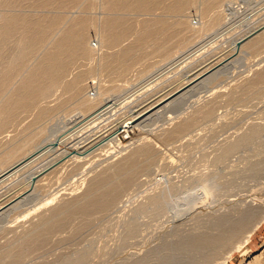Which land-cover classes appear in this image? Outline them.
I'll return each mask as SVG.
<instances>
[{"label": "rangeland", "instance_id": "1", "mask_svg": "<svg viewBox=\"0 0 264 264\" xmlns=\"http://www.w3.org/2000/svg\"><path fill=\"white\" fill-rule=\"evenodd\" d=\"M174 1L166 0L152 14L163 16L172 25L185 20L199 27L215 15L223 18L230 13L225 24L223 19L222 26L219 25L203 38H197L191 31L183 32L185 38L181 41L183 46H180L184 48L189 43L191 48L205 47L195 60L189 61V66L185 65L178 72L175 70V74H165L160 82L148 86L157 71L168 64L170 66L175 59L164 63V57H142L140 48L134 46L135 55L123 61L121 59V65L116 64L120 58L118 53L130 48L132 40L112 49L105 46L99 48L96 38L99 27H96L88 34V42L96 50L94 55L77 58L71 63L65 81L69 83L84 78L83 100L88 96L94 98L100 88L117 96L112 97L113 101L123 102L126 99L124 106H117L112 113L96 122L84 121L101 104L98 105L97 101L81 111L78 108L82 100H69L67 90L58 86L41 103L38 102L33 112H19L10 125L1 129L0 158L12 141L22 144L24 140L44 131L34 140L31 148L14 161L15 164L31 157L37 148H48L67 132L74 133L69 142L59 145V150L44 152L22 172L0 184V203L3 201V207L0 204L1 214L11 206L7 208L9 212L6 210L9 215L3 218L4 221L0 220V264H256V261H264V133L248 144L243 143L229 157L224 158L222 150L227 141H234L250 126L264 125V85H247L258 72L264 70V51L249 58L243 55L232 57L227 52L232 42L264 27V0H223L221 5L225 6L215 9L217 14L210 17L205 16L207 9L204 0H196L189 9L177 14L165 9ZM228 4L233 7H226ZM225 8L233 12H226ZM78 10H72L71 23L83 18L98 22L102 20L100 17H104L101 10ZM28 13L29 19L36 20L54 16L53 11L48 12V9L39 12L28 9ZM150 18L137 17L134 13L128 17L133 24V32L137 31V21ZM222 32L223 37L220 36ZM217 55H223L226 63H222L225 66L229 64L227 67L230 68L222 81L215 83L217 88L215 84L213 90L212 86L206 85L207 89L205 85L202 86L203 91L199 95L186 96L190 98L184 99L185 104L179 111L173 109L177 113H167L142 130L134 128L132 132L120 133L116 142L99 146L97 150L95 148L83 159L72 160L64 156L65 153L75 152V144L88 138L90 141L91 137L101 135L106 127L108 129L114 126L113 123L123 122L128 110L153 94L175 86L183 79H180V75L184 77L182 74H189L191 68L196 71L194 67L199 69L211 63ZM34 63L30 62V66ZM129 64L132 66L127 71L125 66ZM222 65L220 69L224 67ZM219 68H214L212 72ZM214 100L217 105L212 118L201 116L188 134L174 142L163 143L159 139L163 130L173 129L192 112ZM170 115L178 118L170 121L167 118ZM94 134L96 137H93ZM147 140L154 142L158 156L152 160L148 170L139 173L120 192L110 207L90 212L76 210L68 214L69 218L62 215L60 219L67 218L65 226L48 234L46 243L38 241L33 248L24 246L23 239L34 236L31 232L35 224L31 225L32 222L54 218L57 207L84 206L80 198L86 192L89 181L137 150ZM99 141L97 139L95 142ZM95 144L93 142L89 148ZM57 158L59 160L53 166H47ZM7 168H1L0 172ZM45 168L35 187H28L26 179ZM209 174H216L215 183L206 181ZM13 200L21 203L20 208ZM223 241H227V244L222 246ZM21 247L29 250L17 262L18 253H22ZM83 254H86L84 259L81 257Z\"/></svg>", "mask_w": 264, "mask_h": 264}, {"label": "bare ground", "instance_id": "2", "mask_svg": "<svg viewBox=\"0 0 264 264\" xmlns=\"http://www.w3.org/2000/svg\"><path fill=\"white\" fill-rule=\"evenodd\" d=\"M165 1L166 0H0V47L2 48L0 50V131L5 126L10 125L13 119L17 118L19 112L27 111L28 113L29 111L35 109L38 105V102L41 103L50 93V91L58 86H62L67 90L71 96H69V100H76L78 98L82 100L79 102L80 106L78 108L81 109V111L90 108L96 104L97 101L99 102L98 105L101 104V106L89 114V116L86 115L87 119L84 121L92 122L104 118L117 106H124L126 99H124L123 102H119L116 99H114L116 101H113L112 97L115 96L110 95L111 92L106 90L104 91L103 89L101 90L100 88L98 89L96 96L94 95V98L88 96L83 100L81 96L84 78L80 77L72 80V82L69 83L65 81L67 73H69L68 70L69 67H71V63L77 60V58L92 57L94 55L96 50L94 45H92L90 41L88 42V34L95 30L96 27H99L98 34L97 36L95 35L96 38L98 37L97 43L99 42V48L105 46L108 49H112L113 47H119L125 41L132 40L131 46H129L130 48H124L125 50L120 49L121 51L117 55L120 58L116 64L121 65L119 63L121 59L123 61L125 58H128V56L132 57L135 55L133 53L134 46H138V48H140L139 50L142 51V57H164V63L172 58L175 59L172 63L170 62V66L169 64L166 65L167 67L169 66L168 68L166 67L157 71L155 77H153L149 83L147 81L148 86L152 87V84L154 86L155 82H160L165 74H170V72L174 73L175 70L178 72L177 70L181 71L180 69L184 68L185 65L189 66V61L193 59L195 60L200 51L204 50L203 48L205 47L198 49V47L195 46L191 48L189 47V43V45L187 44L186 47L183 48V45L181 44V41L185 38L183 37V32L191 31L197 38H203L205 34L215 30L219 25H221L223 19L224 24L229 20L228 15H230V13H228V15L223 18H221V15H215L217 14L215 9L225 6L224 4L221 5L223 0H204V6L207 9L205 16L210 17L215 15L209 18L211 20L209 22L207 21L208 23H203V25H200L199 27H194L192 22H186L185 20L184 22L179 20L176 21L174 25H172L171 22L165 19L163 16H155L152 14L155 10L164 5ZM195 1L196 0H175L172 4L167 5L165 9L176 14L183 13L187 10V8L189 9L191 6H193ZM229 6L232 5H226V7ZM28 9H30V11L33 10L34 12H39L40 10L45 11L48 9V12L49 10L53 11L54 16L49 18L40 17L41 19L37 18L38 20L29 19L28 15L26 14V12L28 13ZM73 9L85 11L101 10L103 11L104 17H100L102 20L100 19L98 22L94 20L93 22H89V20H83V18L82 20H79L75 23H71L72 19L70 17L72 15ZM224 11L233 12L232 10H229V8L228 10L225 8ZM132 13L136 14L137 17L149 16L152 18L137 21V31L133 32V24L128 19L129 15ZM95 24H97V26ZM220 36H224L223 32L220 34ZM180 44L182 46H180ZM181 47L182 49H180ZM187 48L191 49L188 50ZM186 49L187 53H185ZM228 49L227 52L231 54L230 56L232 57H241L243 55L249 58L260 55L264 51V27L258 28L246 38L232 42ZM226 55L224 57H226ZM234 60L235 61L233 63L236 62V59ZM224 61L225 59L222 55V57L218 56L215 59L213 58L211 63L208 62L209 64H204L201 66V68L198 67L199 69L194 67V70L196 71H193V69L190 67L192 70L189 72L190 75L188 73H180L185 76L183 77L179 74L180 79H183L177 84L174 83L176 84L175 86H170L171 88H167L165 90L163 89L156 95L153 94L154 96L149 97L138 106H135L134 108L131 107L132 109L128 110L125 114L126 118L123 117L125 118L123 122L116 124L113 123L114 126L108 129L106 127V130L101 131L103 132L101 135L98 134L99 136L96 137V134H94L95 136L93 137L96 138L91 137L90 141H88V138L75 144V152L73 154L65 153L64 156H69L72 158V160L83 159L92 153V151H95V148L97 150L99 146L102 147L103 145L116 142L120 133L128 132L130 130L132 132V129L134 128L142 130L149 123L156 122L159 117H162L167 113H177V111H179L178 109L183 106V104H185L184 102L188 98H186V96H196V94L203 91L201 88L204 85H207L208 87L212 86L211 89H214L213 85L218 81H222L221 79L224 78L226 74H228L226 72H228V69H230L227 67L229 65L228 63L227 66H225L226 64H223L226 63ZM30 62L35 63L30 66ZM191 65L193 64L191 63ZM221 65L224 66L222 69L219 68ZM131 66L132 65L130 64L126 65V70L128 71L130 69L129 67ZM214 68L219 69L212 72ZM204 76L206 78H204ZM216 85L217 84L214 86ZM247 85H251L253 87L264 85V70L258 72L250 81L247 82ZM207 86L205 89H207ZM98 87L99 86L96 88ZM219 96L220 94L217 95L218 98ZM216 105L217 101L214 100L195 110L188 117L184 118L180 123L175 125L173 129L163 130L159 134L160 136L158 135L159 139L163 143H169L184 137L185 134H188V132H190L192 128L196 126L195 124L198 118L201 116L212 118L215 114ZM173 109H176L177 111H173ZM38 114L40 116V113ZM39 116L37 117L39 118ZM167 118H169L170 121H174V119L178 117H172L170 115ZM79 120L81 119H78V121ZM72 132H67L64 137L61 139L58 138L56 141L51 143L48 148H46L47 150L43 148H37L31 157L21 160L16 164L14 161H17L20 156L22 157L24 152L32 145L34 140L38 136L40 137L44 131H41L38 136H34L32 138H28L27 136L28 139L25 138L26 140H24L22 144L15 142V140L14 142L12 141L13 143H10L9 147L5 151V154L1 155L2 157L0 158V170L1 168H7L8 165H11V167H8L5 171L0 172V184L22 172L35 160L40 158L44 152H55L59 150V145L69 142V140L72 139ZM263 133L264 125L250 126L248 130L245 131V133L242 135H237V138H235L234 141L226 142L222 149L223 157L225 158L233 155L234 152L240 149V146L243 143L248 144ZM156 137L157 135L155 138ZM95 139H100V141L96 143ZM93 142L94 144L96 143L95 146L89 148V145H92ZM153 144L154 142L152 143L147 140L137 150L123 158L120 162L108 167V169L105 170L103 174L97 175L91 181H89L86 192L80 198L81 204H85L84 206L57 207L54 209V218L50 220L41 218L37 222H32L31 225L35 224L34 229L31 232L32 235L34 234V236L23 239L24 246L26 245L33 248L38 243V241H47L48 234H50L55 229L64 227L67 218L70 216H68V214H72L73 211L79 210L83 212H90L101 209L105 210L107 207H110V205L116 201L120 192L123 191V189L128 184H130L133 179L139 175V173H141L143 170H148V167H151L150 165L152 160H154V158H156L159 153V151L157 152L156 150L155 144ZM58 160L59 158L50 162L47 166H53V164ZM46 169L47 168L42 169L41 171L39 170L37 174L30 175L26 179L28 187L34 188L39 176L42 175ZM216 177V174H209L206 178V181L209 183H215L217 180ZM17 198L18 197H16V199ZM152 200L155 201L153 198ZM14 202L15 204H18V208H20L19 205L21 203L19 204V202ZM3 204L5 205V203ZM7 208H5V212H2V214L0 212V220L6 218L9 215V208ZM6 210H8V212ZM58 212L60 213L56 215ZM62 215L68 217L64 220L60 219V216ZM230 236L233 237L234 235L231 234ZM226 242L227 241L221 242V244L223 243L222 246ZM212 243L211 248H213ZM28 250L29 249L27 248L21 247L20 251L22 253H18V261H16L19 262L23 257V253L27 252ZM85 255L86 254H83L81 256L82 259H84ZM72 264H76V262H73ZM256 264H264V261H256Z\"/></svg>", "mask_w": 264, "mask_h": 264}]
</instances>
